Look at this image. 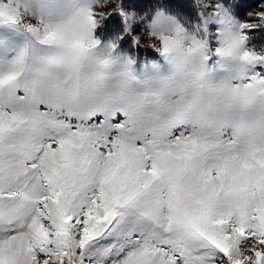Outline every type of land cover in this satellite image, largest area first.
<instances>
[{"label":"snow or ice","instance_id":"6c2138e0","mask_svg":"<svg viewBox=\"0 0 264 264\" xmlns=\"http://www.w3.org/2000/svg\"><path fill=\"white\" fill-rule=\"evenodd\" d=\"M188 7L0 0V264H264V8Z\"/></svg>","mask_w":264,"mask_h":264},{"label":"rangeland","instance_id":"374dc122","mask_svg":"<svg viewBox=\"0 0 264 264\" xmlns=\"http://www.w3.org/2000/svg\"><path fill=\"white\" fill-rule=\"evenodd\" d=\"M193 1V0H192ZM255 1V7H251L248 10V13L255 14L256 12L262 10L264 8V0H253ZM120 0H117V3H119ZM124 2V1H123ZM206 2H209V0H206ZM113 7H103V8H97L96 11H104V12H111L113 11ZM130 10V9H129ZM248 13L243 19H251L252 22H256L254 18H250L248 16ZM136 36L140 37V44L138 49L133 47L132 54L134 58H138L141 62V65L147 60L151 61L153 59H158V54L155 52V50L151 47V45L154 43V41L147 36V34L143 31V25L140 26V29L137 30L134 33ZM255 41L258 40L257 45H260L264 43V31H258L254 34ZM131 46V41H127L124 45L125 50H127Z\"/></svg>","mask_w":264,"mask_h":264},{"label":"trees","instance_id":"16d2710c","mask_svg":"<svg viewBox=\"0 0 264 264\" xmlns=\"http://www.w3.org/2000/svg\"><path fill=\"white\" fill-rule=\"evenodd\" d=\"M124 3H131L132 0H123ZM188 4H189V7L187 9V11L190 13V14H194V11L195 9L192 7V3L193 1L192 0H187ZM241 3L243 4V7L241 8V18H244L246 16V14L248 13V10L251 8V7H255V1L253 0H241ZM256 43H258V40L255 41Z\"/></svg>","mask_w":264,"mask_h":264}]
</instances>
